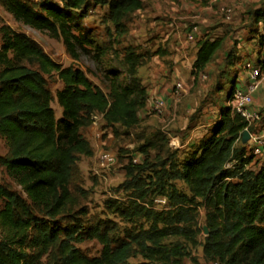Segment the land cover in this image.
<instances>
[{"label": "trees", "instance_id": "obj_1", "mask_svg": "<svg viewBox=\"0 0 264 264\" xmlns=\"http://www.w3.org/2000/svg\"><path fill=\"white\" fill-rule=\"evenodd\" d=\"M1 1L16 20L63 38L74 60L79 58L78 46L87 51L88 43L85 36L72 31L80 11L92 3L107 6L119 40L129 30L128 19L145 5V0H58L60 5L44 2L40 12L22 0ZM246 14L251 30L256 31L259 24L264 27V0ZM0 33V136L9 148L1 164L20 186L13 190L0 184V264H42L45 255L54 256L56 264H132L133 253L144 259L137 264H182L199 243L206 262L264 264V166L258 172L248 169L252 156L242 143L247 122L227 106L220 109V119L209 134L188 149L170 148L162 131L138 147L145 158L138 162L132 158L126 164V179L120 186L128 193V201H108L120 216L134 223L126 238L113 244L106 230L99 225L86 229L79 219L60 226L58 221L72 216L78 206L70 188L74 167L82 156L94 155L82 130L91 126L93 114H102L114 132L118 126L129 131L140 124L149 93L139 68L150 55L125 47L127 81L122 84L117 71L110 72L106 92L82 69L54 61L28 36L6 25ZM224 41L210 34L197 41L192 70L196 78ZM232 56L233 50L226 53L230 64ZM53 74L63 82L56 94L62 107L59 119L45 77ZM235 90L233 79L224 100ZM151 149L159 151L154 159L149 157ZM178 180L189 192L177 187ZM160 197L166 198L167 205L156 209L154 203ZM199 207L205 209L202 228L198 226ZM79 213L87 211L79 208ZM205 227L208 232L201 242L199 235ZM86 239L101 243L98 256L88 257L76 246Z\"/></svg>", "mask_w": 264, "mask_h": 264}, {"label": "rangeland", "instance_id": "obj_2", "mask_svg": "<svg viewBox=\"0 0 264 264\" xmlns=\"http://www.w3.org/2000/svg\"><path fill=\"white\" fill-rule=\"evenodd\" d=\"M22 1L40 12H43L42 4L44 2L60 5L58 0ZM181 2L182 0H145L143 10L136 12L128 19L127 25L129 30L119 40L115 39V28L110 20L108 7L90 4L88 8L78 13L81 16L75 18L72 24L73 33L82 34L88 40L86 44L87 51L81 50L78 46L77 52L79 53V58L77 60H74L67 51L63 38L55 37L47 30H38L16 20L6 10L1 0L0 27L6 25L16 32L28 36L38 43L61 66H74L82 69L93 83L107 92L108 78L112 77L110 72L117 71V76L122 84L127 81V74L123 65L125 47L133 46L138 52H146L145 50L152 52L157 48L158 44L163 48L162 43H158L160 40L159 34L154 33L156 28L165 24V22L176 21L174 18L181 12L177 10L178 4L181 5ZM202 2L204 1L202 0ZM256 3L258 2L247 0L244 9L247 10ZM192 14L190 13V15ZM243 14L242 12L236 23L222 21L223 17H219V14L213 18L210 34L216 37L223 36L222 34L225 32L224 46L218 51L212 61V67L206 74L207 78H195L192 82L193 85L191 81V85L187 83L189 85L188 93L179 100L178 111H176V116L170 124L167 125V121H159L161 117L148 110L147 114L141 113L140 124L129 131L118 126L117 131L114 132L111 127L105 125L102 119H99L97 128H93L91 124V126L82 130L84 137L89 140L94 150V155L90 157L82 156L74 167L70 188L73 195L78 199V206L74 208L72 216H66L64 219L58 221L60 226L75 224L78 222V219L83 222L86 229L90 225H99L102 230H106L109 233L113 239V244H116V241L119 239L126 238L127 230H134V223L126 221L108 204L110 199L128 201V193L120 187L126 179V164L138 155L141 156L140 161L145 158V154L141 153L138 147L144 144L148 138H153L156 132H164L169 138L170 148L177 149L175 144L172 143V136H169L166 131L171 133L174 131L180 138H183L187 129L183 132L180 130V127L184 125L185 120L190 119L189 122L191 124L201 125L200 123H206V119L202 116L209 112L212 114V122L219 119L220 109L226 106L224 99L229 90L230 82L233 79L237 80L239 71L236 69V66L234 67V64L242 59L239 55V52H242V47L240 48L238 45L240 44L239 32L246 27V25H242L244 23ZM186 22L190 23L189 27L191 28L194 24H197L196 20L192 18H188ZM252 28L248 29V31L254 32L251 30ZM243 39L247 40L246 37H243ZM230 50H233L232 64L228 62L226 57V53ZM191 75V72H187L188 77ZM139 76L143 84L150 86L149 79L151 77L149 76L147 66L139 68ZM45 77L47 87L53 97L51 105L55 111L56 118L59 119L62 117V107L57 101L56 94L63 87V82L56 74L46 75ZM205 109L209 111H205ZM203 129L207 128L204 127ZM97 132L100 133L101 138L96 136ZM199 138L200 136H197L196 140ZM188 148L189 145L181 150ZM100 150L114 153L117 157V162L110 167L98 165L96 155ZM158 152V149H151L149 157L154 159ZM8 153L9 148L7 143L0 136V184L13 190H19L20 186L15 183L1 164V159L6 157ZM161 155L163 154L161 153ZM96 168L100 172L98 175L95 173ZM175 184L181 190L189 192L184 182L178 180ZM166 205L167 202L162 203L158 201L154 203L156 209H162ZM79 208L86 209L87 214H80ZM139 224H141V221L137 223L138 227ZM147 226L148 223L144 222V227ZM198 226L201 228L205 226V209L203 207H199L198 209ZM206 234L204 228L199 235L201 242ZM76 246L88 257L98 256L102 249L101 243L96 239H86L83 242L77 243ZM191 251L189 256L184 257L182 264H202L205 261L201 243L193 247ZM41 261L42 264H56L54 256L45 255ZM129 262L137 264L144 262V259L140 254L133 253Z\"/></svg>", "mask_w": 264, "mask_h": 264}, {"label": "crops", "instance_id": "obj_3", "mask_svg": "<svg viewBox=\"0 0 264 264\" xmlns=\"http://www.w3.org/2000/svg\"><path fill=\"white\" fill-rule=\"evenodd\" d=\"M203 1L204 2H202V0H182L181 5L178 4L177 7V10L181 12L174 18V20L177 22H165V24L158 26L154 33L159 34L160 40L158 43H162L163 48H161V46L158 44L157 48L152 52H147V50H145L146 52H143L149 53L150 55V57L147 56L146 63L141 66L148 67L149 76L151 77L149 79V85L151 88L150 86H147L149 93L148 105L151 102L152 96L154 95H161L165 98V111L162 115L158 116L161 117L159 121H167V125L174 120L176 111H178L179 100L176 99L173 93L175 84L177 82H182L189 89V85L187 83L190 84V81L192 83L195 80V75L192 74L190 77H188L187 72L192 73L193 64L197 58L196 43L201 37L205 36L206 34H210L211 27L213 25V18L216 17L217 14H219V17L222 16L221 8L223 5L234 6L233 20L227 23H236L239 16L243 12L244 23H242V25H246V27L239 32L240 44L238 47H242V52H239V55L242 57V59L238 63L234 64V67L236 66V69L239 71L236 80V89L245 90L248 82L251 80L249 77V72H247L243 67L245 61L249 60L253 64H257L261 55L264 53L263 25L259 24L256 27L257 30L254 32L248 31V29H250V27H248L249 21L247 20L246 9H244L246 7L245 3L247 0L242 3H236L233 0ZM254 1L259 2V0ZM190 13L193 14L190 15ZM188 18L196 20L197 24L199 25V31L195 35L194 40H190L188 38L191 32V27H189L190 23L186 22ZM221 33L223 32L221 31ZM225 34L226 33L224 32V34H222L223 36L216 37H224ZM241 35L243 36L241 37ZM243 37H246L247 40L243 39ZM211 63L204 70L205 74H207L211 69ZM252 104L254 108H264V70L259 80V86L256 92L253 94ZM205 111L209 110L205 109ZM202 117L206 119V123H200L201 125L191 124V122H189L190 119L184 121V125L180 127V130L183 132H185L187 129L186 133L183 135V138H180V136L174 131L173 133L166 131L169 136H172V143L175 144L177 149H183L192 142L197 141L209 134L210 130L220 119L219 117L217 121L212 122V114L210 112L207 114L205 113V115ZM204 127L207 129L204 130ZM197 136H200V138L196 140ZM202 264L214 263L204 261Z\"/></svg>", "mask_w": 264, "mask_h": 264}, {"label": "built area", "instance_id": "obj_4", "mask_svg": "<svg viewBox=\"0 0 264 264\" xmlns=\"http://www.w3.org/2000/svg\"><path fill=\"white\" fill-rule=\"evenodd\" d=\"M236 3H242L246 0H233ZM221 14L225 22H231L234 16V6L223 5L221 8ZM199 31V25L194 24L191 28V32L188 36L190 40L195 39V35ZM260 64H253L251 61H245L243 67L249 72L251 80L248 82L246 89H236L233 94L226 100V106L230 108L231 112L240 115L246 122L250 133V139L247 142V154L252 156V161L248 166V169L258 172L264 166V108L253 107V94L256 92L259 86V80L263 74L261 66H264V53L261 55ZM199 78L206 79L205 73H199ZM174 95L176 99L180 100L188 93V88L182 83L177 82L174 88ZM166 108L165 98L161 95H154L151 98V102L147 108L143 111L144 114L151 110L156 115H162ZM99 119H102V114L92 115V126L97 128ZM96 136L101 138L100 133L97 132ZM98 165L101 167H110L117 162V157L114 153L107 150H100L96 155ZM134 162L140 161V155L133 158ZM227 167H231V163H227ZM95 173L100 174L96 168ZM166 203L167 200L164 197L157 198L155 202ZM217 264V263H214Z\"/></svg>", "mask_w": 264, "mask_h": 264}, {"label": "water", "instance_id": "obj_5", "mask_svg": "<svg viewBox=\"0 0 264 264\" xmlns=\"http://www.w3.org/2000/svg\"><path fill=\"white\" fill-rule=\"evenodd\" d=\"M249 139H250V133H249L248 130H245V131L243 132V135H242V143H243V144H247V142L249 141ZM205 232H206V233L208 232V230H207L206 227H205Z\"/></svg>", "mask_w": 264, "mask_h": 264}]
</instances>
